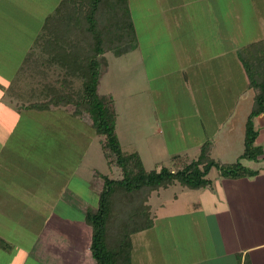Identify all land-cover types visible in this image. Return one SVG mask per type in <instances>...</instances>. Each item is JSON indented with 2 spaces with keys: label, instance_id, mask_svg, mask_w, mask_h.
<instances>
[{
  "label": "crops",
  "instance_id": "1",
  "mask_svg": "<svg viewBox=\"0 0 264 264\" xmlns=\"http://www.w3.org/2000/svg\"><path fill=\"white\" fill-rule=\"evenodd\" d=\"M162 1L172 32L162 48L179 63L165 73L169 83L177 81L176 89L184 97L182 107L192 117L186 135H192L188 141L195 147L193 158L207 140L206 130L223 129L236 99L247 93L251 107L253 92L247 88L236 49L264 39V0ZM186 73L196 82L194 93L184 85ZM229 79L239 84L229 91L222 89L221 81ZM97 86L98 92L99 82ZM254 128L258 131L255 145L264 150V113L254 119ZM249 162L241 160L245 167L258 171L254 177L228 179L217 172L213 179L208 177L207 187L195 190L193 202L181 209L172 208L157 217L150 208L153 226L132 236L131 264H264V160ZM10 164L8 160L0 163V239L9 245L0 250L10 254L9 264H94L88 250L91 229L84 222L90 209L87 202L65 184L55 191L59 205H46L50 210L36 205L33 198L34 203L9 193L7 189L16 192L20 184L25 188L38 185L37 177L22 175ZM52 174L51 184L59 186L60 173ZM20 192L35 196L28 190ZM163 221L167 229L161 226Z\"/></svg>",
  "mask_w": 264,
  "mask_h": 264
},
{
  "label": "rangeland",
  "instance_id": "2",
  "mask_svg": "<svg viewBox=\"0 0 264 264\" xmlns=\"http://www.w3.org/2000/svg\"><path fill=\"white\" fill-rule=\"evenodd\" d=\"M58 2L0 0V94L31 47L43 18ZM128 2L136 32L134 50L119 57L107 53L100 58L102 72L97 93L105 100L111 98L116 109L115 132L123 151L138 152L146 171L162 167L175 170L181 166L178 157L187 154L190 161L196 151L192 141H188L192 135H186L192 117L187 107H182L183 93L176 89L177 81L171 79L168 82L165 73L175 69L178 63L174 55H165L162 48L172 37L170 18L162 0ZM185 77L184 85L194 93L196 82L190 79V73ZM238 84L229 79L228 83L221 81L220 85L229 91L230 86ZM11 98L2 95L0 100V163L10 161L14 171L37 177L38 185L25 188L20 184L16 192L7 189L9 193L28 197L39 206L59 205L55 191L65 184L72 193L78 194L79 199L87 202L88 209H95L96 192L101 188V179L96 173L114 178L120 175L117 168L109 170L100 148V138L85 122L71 117L63 108L18 112L15 108L28 101L26 97ZM235 104V109H229L231 115L222 130H206V139L211 137V157L223 164L234 163L243 151L244 125L250 109L247 93L240 101L236 99ZM199 116L203 118L200 113ZM248 164L253 165V161ZM54 172L61 175L59 186L51 184L55 180ZM216 174L217 171L212 169L208 177L213 179ZM23 190L35 192V196L18 195ZM197 194L195 190L174 183L151 193L147 204L158 217L172 208L179 210L193 202ZM48 210L39 209L42 213ZM20 212L29 214L25 210ZM161 226L167 229L168 225L163 221ZM9 259L10 254L0 250V264H9Z\"/></svg>",
  "mask_w": 264,
  "mask_h": 264
},
{
  "label": "trees",
  "instance_id": "3",
  "mask_svg": "<svg viewBox=\"0 0 264 264\" xmlns=\"http://www.w3.org/2000/svg\"><path fill=\"white\" fill-rule=\"evenodd\" d=\"M135 39L128 0H59L44 17L11 82L2 90L14 100L26 97L28 103L18 106V111L63 108L81 119L100 138L109 170L118 169V178L96 173L101 179L98 202L85 213L94 264H131L132 236L153 226L147 199L154 191L174 183L189 190L205 188L212 169L223 178H251L258 171L245 167L241 160H264L263 148L255 145L258 131L254 128V119L264 113V39L236 49L253 98L244 125L243 151L234 163L215 161L208 139L190 161L178 157L181 166L175 170L146 171L138 152L123 151L115 132L114 106L111 99L97 94V85L100 58L133 51ZM7 248L0 239V249Z\"/></svg>",
  "mask_w": 264,
  "mask_h": 264
}]
</instances>
